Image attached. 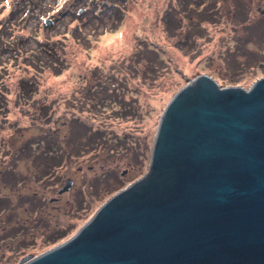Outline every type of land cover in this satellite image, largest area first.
<instances>
[{
    "label": "rangeland",
    "instance_id": "1",
    "mask_svg": "<svg viewBox=\"0 0 264 264\" xmlns=\"http://www.w3.org/2000/svg\"><path fill=\"white\" fill-rule=\"evenodd\" d=\"M201 76L264 77V0H0V264L145 176L165 108Z\"/></svg>",
    "mask_w": 264,
    "mask_h": 264
},
{
    "label": "water",
    "instance_id": "2",
    "mask_svg": "<svg viewBox=\"0 0 264 264\" xmlns=\"http://www.w3.org/2000/svg\"><path fill=\"white\" fill-rule=\"evenodd\" d=\"M19 264H264V77L248 90L208 76L182 88L160 118L147 174Z\"/></svg>",
    "mask_w": 264,
    "mask_h": 264
},
{
    "label": "trees",
    "instance_id": "3",
    "mask_svg": "<svg viewBox=\"0 0 264 264\" xmlns=\"http://www.w3.org/2000/svg\"><path fill=\"white\" fill-rule=\"evenodd\" d=\"M104 8V10H106V9H108V8H113V4L111 5V6H109L108 8H105V7H103ZM60 74V72H57L56 73V75H59Z\"/></svg>",
    "mask_w": 264,
    "mask_h": 264
},
{
    "label": "flooded vegetation",
    "instance_id": "4",
    "mask_svg": "<svg viewBox=\"0 0 264 264\" xmlns=\"http://www.w3.org/2000/svg\"><path fill=\"white\" fill-rule=\"evenodd\" d=\"M72 186V185H71ZM71 188V187H70Z\"/></svg>",
    "mask_w": 264,
    "mask_h": 264
}]
</instances>
